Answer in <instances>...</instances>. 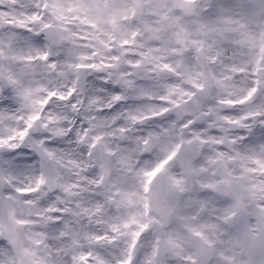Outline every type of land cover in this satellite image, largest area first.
<instances>
[{"label":"snow or ice","instance_id":"obj_1","mask_svg":"<svg viewBox=\"0 0 264 264\" xmlns=\"http://www.w3.org/2000/svg\"><path fill=\"white\" fill-rule=\"evenodd\" d=\"M0 264H264V0H0Z\"/></svg>","mask_w":264,"mask_h":264}]
</instances>
